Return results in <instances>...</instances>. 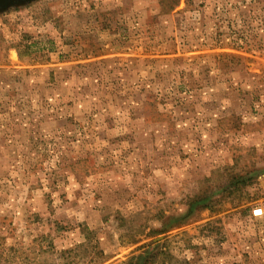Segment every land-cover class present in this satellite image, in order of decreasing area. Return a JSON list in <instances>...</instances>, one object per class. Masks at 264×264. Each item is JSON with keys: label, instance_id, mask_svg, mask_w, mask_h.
Listing matches in <instances>:
<instances>
[{"label": "rangeland", "instance_id": "obj_1", "mask_svg": "<svg viewBox=\"0 0 264 264\" xmlns=\"http://www.w3.org/2000/svg\"><path fill=\"white\" fill-rule=\"evenodd\" d=\"M192 1L0 11V264H264V0Z\"/></svg>", "mask_w": 264, "mask_h": 264}, {"label": "trees", "instance_id": "obj_2", "mask_svg": "<svg viewBox=\"0 0 264 264\" xmlns=\"http://www.w3.org/2000/svg\"><path fill=\"white\" fill-rule=\"evenodd\" d=\"M193 1L192 0H157V8H158V15L161 16V15H181L187 11H191L192 7H193ZM199 24L202 25L203 24V19H201L199 21ZM188 25H186V31L185 33H187V36L190 38L189 36V28H187ZM217 35V34H216ZM219 35V34H218ZM220 36V35H219ZM228 54V53H227ZM228 58H233L235 59V62L233 64L234 68L236 69L237 66L241 65L240 67H244L243 63L240 62L242 60L241 56L239 55H235V54H228L229 56H227ZM226 59L224 58L227 62H229L230 60L229 59ZM232 71H230L231 73ZM231 81L233 80L232 78L230 79ZM245 94V93H244ZM259 92H255V99L259 97ZM245 95H243L244 97ZM259 171H264V168L263 170L262 169H256V170H253V171H248L247 174L245 175H241V176H235V182L234 180L231 182V184H237L239 181H244V180H247V179H250L252 178L254 175H257ZM261 173H264V172H261ZM210 201V198L209 197H195L192 199V201L189 203V208H188V211L186 213L185 216H183L182 218H186L187 216H190L191 214H193L195 212V207H199V206H202V204H204L206 202H209ZM182 218L178 219V217H175V218H171V222H173V220L175 219L174 222H176V220H179L181 221ZM163 233L162 231H157V234H161ZM149 257H148V251H146L144 254H140L138 257H137V264H146L147 261H148Z\"/></svg>", "mask_w": 264, "mask_h": 264}, {"label": "crops", "instance_id": "obj_3", "mask_svg": "<svg viewBox=\"0 0 264 264\" xmlns=\"http://www.w3.org/2000/svg\"><path fill=\"white\" fill-rule=\"evenodd\" d=\"M8 71H12V68H10L9 65L8 66L5 65L3 67H0V73L8 72ZM241 85H242V83L239 86H241ZM239 86H235V89H236V87H239ZM249 86H251V85H249ZM246 90H248V89H246ZM246 90L243 89L242 87H239V90H238V88H237V90H235V93L238 96V98L234 99V101L232 103L233 107H231L230 104L225 105L224 107L222 106L223 110H227V109L232 110L229 113H222L223 117H224L222 119L232 117V119L235 122H237L238 125H240L237 127V129H235L237 131L241 129L240 127H244V128L249 127L251 129L253 126L251 119H249V121H248V120H246V117L247 118H248V116L252 117V115L254 114V113H251V112H253V108H254L253 107L254 103L252 101L254 100L255 92H257V89L255 90V89L251 88V91H246ZM259 93H260V91H259ZM246 94H248V97L250 96L252 99H245L243 97V95H246ZM244 110L246 112L242 113ZM226 116H228V117H226Z\"/></svg>", "mask_w": 264, "mask_h": 264}, {"label": "water", "instance_id": "obj_4", "mask_svg": "<svg viewBox=\"0 0 264 264\" xmlns=\"http://www.w3.org/2000/svg\"><path fill=\"white\" fill-rule=\"evenodd\" d=\"M31 0H0V11L6 9L11 4H21Z\"/></svg>", "mask_w": 264, "mask_h": 264}, {"label": "built area", "instance_id": "obj_5", "mask_svg": "<svg viewBox=\"0 0 264 264\" xmlns=\"http://www.w3.org/2000/svg\"><path fill=\"white\" fill-rule=\"evenodd\" d=\"M253 214H254V216H261V215H263V209L262 208H256L253 211Z\"/></svg>", "mask_w": 264, "mask_h": 264}]
</instances>
